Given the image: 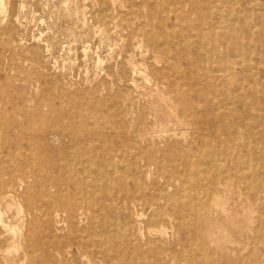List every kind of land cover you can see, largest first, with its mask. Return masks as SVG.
<instances>
[{
    "label": "rangeland",
    "instance_id": "374dc122",
    "mask_svg": "<svg viewBox=\"0 0 264 264\" xmlns=\"http://www.w3.org/2000/svg\"><path fill=\"white\" fill-rule=\"evenodd\" d=\"M3 7L0 181L9 182L5 175L9 168L21 173L26 170L28 177L9 189L8 195H0V264H107L108 253L113 254L118 246L112 221L124 223L127 218L124 198L111 202L110 193L89 195L82 165L71 166L66 176L75 182L69 180L59 194L61 200L80 203L79 225L76 222L72 228L65 212L53 216L30 210L36 202L46 204L42 178L53 166L48 151L71 142L61 136L66 124L74 133L79 129L118 131L129 146H136L134 153L143 151L146 145L142 149L138 146L142 140L153 141L157 145H147L149 153L159 160L166 153V174L180 176L185 183L181 187L177 182L169 193L186 201L191 191L201 201L208 198L206 192L199 194L201 190L186 183L213 167L202 158L214 156L218 162L227 155L237 156L231 166L233 185L225 196L229 199L227 215L219 212L213 216L219 220L215 236H228V240L213 243L203 225L205 252L198 249L203 243L192 235L193 246L188 243L185 250L178 249L174 260L168 257L167 262L162 254L159 264H180L184 253L193 258V264H205V260L213 264H264V0H4ZM38 110L45 115L43 119ZM59 116L63 123H56ZM195 120H200L198 128L189 125ZM48 125L60 137H45L42 131ZM182 150L202 162L180 159L176 154ZM241 172L250 179L244 213L243 201H239L243 188L237 181ZM259 187L263 188L261 195L257 194ZM83 211L87 216L81 215ZM143 232L145 235L134 236L135 240L131 237L132 243L143 245L151 238L161 240L156 247L172 246L171 229L163 237ZM43 236L47 242L60 245H49L43 255L39 245ZM81 236L96 244L80 247L76 240ZM125 255L124 260L113 259L110 264H150L137 252L129 250Z\"/></svg>",
    "mask_w": 264,
    "mask_h": 264
},
{
    "label": "bare ground",
    "instance_id": "6f19581e",
    "mask_svg": "<svg viewBox=\"0 0 264 264\" xmlns=\"http://www.w3.org/2000/svg\"><path fill=\"white\" fill-rule=\"evenodd\" d=\"M162 2H163V0H162ZM3 6H4V0H0V7H3ZM134 8H135V6H134ZM180 8L178 6V9H180ZM65 11H67V10H65ZM108 12H110V11H108ZM111 12H112V10H111ZM104 13H105V11H104ZM167 13H169V12H167ZM74 16H76V15H74ZM68 19H69V17H68ZM143 19H145V18L143 17ZM101 21H102V19H101ZM107 25H108V22H107ZM109 25H111V24L109 23ZM141 27H142V25H141ZM254 27L256 28V25ZM256 29L258 30V28H256ZM252 30H253V28H252ZM217 31H219V30H217ZM74 32H75V30H74ZM169 34H170V32H169ZM214 36H216V35H214ZM204 42H206V41H204ZM236 44L238 45V43H236ZM205 46H206V43H205ZM201 51L202 50H200V52ZM236 60H237V58H236ZM232 63H235V61ZM128 67H129V65H128ZM233 68H234V66H233ZM144 72H145V70H144ZM225 72H226V70H225ZM229 72H230V70H229ZM166 73H167V71H166ZM213 73H216V72H213ZM221 73L222 72H220L219 74H221ZM231 73H233V72H231ZM132 74H133V72H132ZM171 74H173V73H171ZM102 75H103V73H102ZM143 75H144V73H143ZM96 76H98V75H96ZM212 78H214V77H212ZM225 80L227 81L226 78H225ZM243 81H244V79H243ZM147 82H149V81H147ZM216 83H217V81H216ZM10 84H12V83L10 82ZM255 87H256V85H255ZM183 88H185V87L183 86ZM13 91L15 92V89H13ZM14 92H11V93H14ZM200 94L202 95V92ZM97 100H99V99H97ZM104 100H105V98H104ZM209 100H211V99H209ZM73 104H75V103L73 102ZM8 105H9V103H8ZM24 106H25V104H24ZM6 111H7V109H6ZM78 111L79 110H77V112ZM110 113H111V111H110ZM6 114H5V116H6ZM15 115H16V113H15ZM108 116H110V114H108ZM38 117H40L42 119L45 117V115L41 112V110H38ZM91 118L93 119L94 116ZM119 119H120V116H119ZM17 120H20V119H17ZM31 121H33V117H31ZM63 122L64 121L62 119V116H59L56 120V123H58V124L63 123ZM199 122H200V120H195L194 123H189V125L194 126V127L196 126L198 128ZM88 124H89V122H88ZM105 124H106V122H105ZM77 125H79V124L77 123ZM100 125H102V124H100ZM63 128L64 129H63V132L61 134L62 138L63 139H66V138L70 139L71 142L67 146H64L60 149L55 147V148H50L51 151H48L50 153L48 156V160H49V162H53V166L51 167L52 170L47 174V176L42 178L43 179L42 185H43V188L45 190L44 195L47 198V201H46V204H39L38 202L34 203L30 210H32L33 212H35L37 210L42 211L45 214L47 212H50L51 215H53V216H59L63 212L68 213L69 214L68 222L70 223L72 228H75L76 222L78 220V203L79 202H76V200H74L72 202L61 200L60 199L61 196L59 194H61L60 193L61 191H64L63 186L67 185L69 180H71V181H69L70 183L75 182V180H73L74 178H69L66 176L69 173L71 166L82 165L84 173L87 175L86 176V179H87L86 180L87 181L86 187H88L87 188L88 190L87 189L86 190L89 192L88 194L94 195V196L98 194L102 197L103 195L106 196L110 193L111 194V200H112L111 202H116L118 199L124 198V202L126 205L125 207L128 211V215H127V218L125 219L124 223L120 222L118 220V218H117V220H118L117 222L112 221V224L116 227V232H114L113 237L116 236L114 239H116V240L118 239V246H116V249L112 250L113 254L108 253V259L106 261L107 264H110L113 259H116V261L118 259L124 260V256H126L125 254L129 250L132 252H137L138 255L143 256L145 260L147 259L150 262V264H159V260H160V257L162 254L166 256V262L168 260L167 259L168 257L170 258V260H174V257L176 256V252L178 249L181 248V250H183V249L185 250L188 243L192 244V242H193V236L192 235H195L198 238V240L201 241V243L205 242L206 233L204 231V226L206 228H208V230H209L207 238L209 237L210 239H212L211 241L213 243H216L219 245L221 243V241L228 240V236H226L222 239H220L218 236H215L214 232H216V231H214V230L218 228L219 220H217V217H216V219L213 218V216L215 213L219 214V212L227 215L228 208L226 207V205L228 204L229 199L226 198L225 196H226V194L229 195V192L231 191V188L233 185V181L231 178V172H232L231 166L233 164H235L236 159H234V158H237V156L235 157L234 155H229V156L227 155L225 160H218V162H217V160H213L214 156H213V158L209 156L208 160L205 158H202L201 160H204L205 162L206 161L211 162L213 167L211 168V170L209 172H207L206 175L197 174V176H194L192 179L188 178L186 180V183L187 184L188 183L193 184L194 188L201 190V191H198V193L202 192V191L206 192L207 194H204V196L207 195L206 197H208V198L207 199L205 198V200L202 199L203 201H201L199 196L197 198V196H195V194L192 193V191H191V193L188 196L189 199L186 201V200L182 199L179 195L176 196V194L169 193V191L175 186V184L177 182H179V185L181 184V187L182 186L184 187L185 183H183V179L180 178V176L173 177L170 174H166V163H165V159H164V156H166V153L163 154L164 156L162 155L163 156L162 160H159L157 158V156H155L154 154L149 153L148 147H151L152 145H157L153 141H151L149 139H144V141L142 140L140 144L137 143L138 146L140 147V149H142V147L144 145H146V146H144L143 151H139L137 153H134V149L136 148V146H129L126 142L127 140L125 139V137L120 136L119 135L120 132H118V131L106 132V131H100V130L96 129L94 131L88 132V131H81V129H79L80 131L77 130L79 133H74L72 131V128H70L69 124H66ZM89 129H91V126ZM92 129H93V127H92ZM120 129H121V127H120ZM42 134H44L45 137H48L47 136L48 134L49 135L52 134L54 136L56 135V136L60 137V134L55 133V130L53 129L52 125H48L47 127L43 128ZM78 136L81 138L80 142H79ZM82 137H83V140H82ZM81 142H83L85 144H83ZM4 144L6 145L8 143H4ZM9 145L10 144H8V146ZM147 145H148V147H147ZM205 148H203V149H205ZM18 149H20V147ZM21 149H23V148H21ZM226 152H227V150H226ZM28 153H30L29 150H28ZM201 154H202V152H201ZM16 155H15V157H16ZM176 155L179 156L180 159H182V160L193 161V164H199L202 162L201 160L197 161L196 156L191 154L190 151H183L182 150V151H179V153H177ZM237 155H238V153H237ZM5 156H4V158H5ZM219 159H220V157H219ZM5 160H6V158H5ZM5 160H4V162H5ZM8 163H10V161ZM178 163H180V162H178ZM2 164H4V163H2ZM253 165H254V163H253ZM257 165H255V166H257ZM261 165H263V163H260V166ZM7 166H8V164H7ZM35 166H32V167L35 169ZM47 166H48V164H47ZM43 168H44V165H43ZM224 168H226V170H224ZM13 169H15V168H13ZM15 170H17V169H15ZM245 170L247 171V169H245ZM25 171H24V173H21L22 170L20 172H18V171L14 172V170H10V168L7 169L6 172L4 171L5 175H7L10 178V180H9V182L8 181L7 182H3V181L1 182L0 181V195H2V196L8 195L10 193L9 189H12L13 187L17 186L18 182H24V180L28 177V175L25 174ZM177 171H178V169H177ZM38 172L39 171H37L35 173V176H37ZM13 173H14V175H13ZM250 174H251V172H250ZM1 176H2V173L0 172V177ZM33 177H34V175H33ZM250 177H251V175H250ZM255 177L256 176L254 175V178ZM252 179H253V177H252ZM249 180H248V178L244 172L239 173L237 176V181L243 188V190H242L243 192L239 196V198H241V200H239V201H243V202H241V209H242L243 213L247 211V208H246L247 205H245V204H246V202H247L246 200L248 198V194H246V193H248V188H249V182L248 181ZM256 182H257V180H256ZM260 185H261V182H260ZM82 186H84V185H82ZM185 187H187V186H185ZM222 189H223V191H222ZM262 189H263L262 187L256 188V190L258 192L257 194L260 193V195H261ZM52 190H56L57 192L54 193ZM29 192H31V189ZM254 193H255V191H254ZM94 196H93V198H94ZM263 197H264V195H263ZM82 198H84V197H82ZM27 200H29V199H27ZM27 200H25V201L27 202ZM197 200H199V202H197ZM92 201H93V199H92ZM98 203H100V202H98ZM8 206H9V204H8ZM85 208H89V206H86ZM27 212H29V211H27ZM82 213L83 214H81V215L87 216L86 211L85 212L83 211ZM120 214H121V212H120ZM148 214H150V215L148 216ZM250 215H252V214H250ZM42 219H44L43 216H42ZM36 220H37V218H36ZM10 221H12V220H10ZM0 223H3L1 212H0ZM24 223H25V221H24ZM39 223H41V222H39ZM110 223H111V221H110ZM77 224H78V222H77ZM78 225H77V227H78ZM2 229H3V226H2ZM168 229H171L173 231V236L171 239L172 241L170 242L172 244V246L168 247L167 246L168 243H166V248H165L166 250L163 249L164 248L163 246H157V247L154 246V245H156V243L160 242L161 240L156 241V240H153L151 238H149V240H148V238H147L145 244H143V245L138 244V243H132L133 242L132 239L135 240L134 236H136V238H137L138 235H141V236L145 235L143 232L145 230L150 234L154 233L158 237H163V236L167 235ZM7 230L5 231L6 233H7ZM129 230L131 233L128 232ZM113 231H115V230H113ZM10 232H12V231H10ZM31 232L33 233V231H31ZM249 233H251V232H249ZM92 235H95V233H93ZM257 235H258V237L261 236L258 233H257ZM146 236H147V234H146ZM18 237H20V236H18ZM131 237H132V239H131ZM13 238L15 239V237H13ZM36 238H37V236H36ZM86 238H88L87 235H86ZM122 239L123 240L127 239V242L129 241L128 244H126L125 241H122ZM42 240L43 241L40 242L39 245H40V249H41L40 251L42 252L43 255H46V250L49 247V245H52L55 247H58L60 245L59 243L56 244L54 242H47L45 240L44 236L42 237ZM68 241H70V240H68ZM70 243H71V241H70ZM76 243L82 248L83 247L84 248L90 247L92 243L96 244V242L94 240H88L87 239V241H86V239L83 238V236H81L79 238V240H76ZM108 243H110V242H108ZM200 245H201V247L198 246V249L202 253L205 252L206 251L205 246L207 244L205 243V245H204V243H203ZM19 246H21V245H19ZM192 246H193V244H192ZM92 247H93V245H92ZM119 248H121V250ZM11 250H14V248ZM109 250H111V249H109ZM184 252H186V251H184ZM184 254H186V253H184ZM184 254L182 255V258L180 259V264H183L184 262L187 264H193V262H192L193 258L188 257V256L186 257ZM260 255H258V257ZM137 259H139V257ZM170 260H168V261H170ZM205 261H206L205 264H213L209 260H205ZM214 261H215V258H214ZM144 263L148 264L145 261H144ZM123 264H125V263H123Z\"/></svg>",
    "mask_w": 264,
    "mask_h": 264
}]
</instances>
